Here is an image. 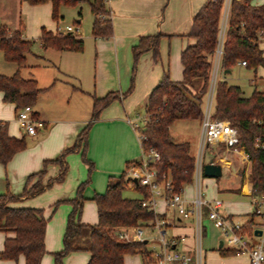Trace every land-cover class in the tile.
<instances>
[{"label":"crops","instance_id":"obj_1","mask_svg":"<svg viewBox=\"0 0 264 264\" xmlns=\"http://www.w3.org/2000/svg\"><path fill=\"white\" fill-rule=\"evenodd\" d=\"M206 1L110 0L107 6L112 12L111 19L114 34L109 39L95 38L93 35L89 37L93 40L96 49L94 60L86 55L87 44H85L82 53L44 48L41 42L43 28L54 34H57L58 29V23L52 18L53 8L50 3L33 6L23 0H0V25H6L10 31L22 30L23 37L29 41H36L40 48L28 55L27 66L21 70V74L26 79H35L38 82L42 91L34 110L36 116L46 124V129L40 130L37 136L27 135L19 125L17 106L5 102L4 94L0 92V123L8 124L9 134L12 137L26 138L28 142V148L18 153L7 166L0 164V195L8 191L17 196L23 195L27 179L31 175L42 171L46 161H55L61 157L64 151L72 148L90 123L93 124L89 133L87 157L97 167L98 175H95L96 183L92 187L96 186L100 193L89 192L86 196L88 201L94 202L92 199L95 194H104L109 179L120 177L127 170L128 162L143 161V147L137 131L130 124L129 118L137 106L145 105L147 108L151 93L166 73L175 82L183 81L182 53L189 46L196 44V40L188 35L193 18ZM251 3L259 6L264 4V1L251 0ZM81 21L79 20V22ZM158 34L163 35L161 38L163 39L162 46L171 38L175 41L181 40V45L175 47L171 52H167L163 48V57L160 56L158 60H155L153 51H148L150 53L147 54H145L146 52L143 53L141 58L145 54L144 61L139 64L136 85L132 87V92L126 94V91L131 89L129 80L132 75L133 48L139 45L142 37ZM263 42L264 40L261 41L260 48L264 51ZM221 64L222 59L220 66ZM220 66H213V69L215 67L213 72L215 73V79L211 73L209 94L211 92L215 94L213 89L221 76L219 75ZM238 67L248 69L240 63ZM17 72V65L7 62L4 53L0 50V75L11 77ZM231 74L232 71L226 73L224 70L221 80L227 81V77ZM260 92L264 93V87ZM110 93H115L117 99L104 109L98 120L94 121V98H105ZM73 104L75 105L73 106ZM178 122L171 127L172 139L175 143L190 144L193 152V145L195 144L191 135L188 132H174L173 126ZM184 122H187V127H191L192 124L198 121ZM220 147H210L214 150V156L207 162L202 161L203 175L205 165L215 163L222 166L223 176L224 170H227L228 180L224 187L216 185L213 196L210 197L206 193L207 197L212 200L219 199L223 201L224 205L221 208V213L225 216L233 217L239 221H246L254 212L252 203L254 191L249 170L248 168V171L235 169L233 160L230 157L226 158L218 154L217 150ZM80 154L81 150L68 155L66 159L68 168L71 167L70 174V169H68L67 178L74 174L75 167H78L81 171L79 177H74L75 180L68 191L70 194L64 193L67 192L64 191V184H57L58 186L55 187L53 194L47 191L39 197L20 198L18 202L12 204V207L15 208H36L45 211V217L49 220L46 235L48 253L42 264H54L52 254L63 249L61 240L65 234V218L67 217L64 216V225L56 236L59 244L55 246L54 241L56 238L51 234L50 222L56 212L51 207L48 211L45 208H47V205H52L57 198L73 197L77 186L86 179L85 171L88 166L82 163ZM238 157L241 159L240 156ZM61 170L62 167L59 164H51L48 168V174L43 180L44 185L46 186L50 181L57 180L61 175ZM104 183H106V190L105 186L100 189L102 185H105ZM194 183L185 186L184 196L188 201L193 200L195 196V194L192 197L188 196L187 193V189L189 187L193 188ZM127 189L138 192L136 186L130 183ZM221 194L228 196V199L226 201L222 200L219 197ZM238 196L249 198V203L243 205L239 202H233V199ZM188 206L190 207V204ZM92 209L97 212V218L91 219L88 217L87 214ZM157 214L162 218L175 222L174 227L168 228V235H170L169 230L171 231L170 237H185L187 244L190 246L195 243L196 221L194 217L187 220L179 217L175 211L167 207L164 197L159 199ZM98 222L97 206H85L82 223L92 226L97 225ZM147 234L149 235L151 232L147 230ZM11 236L12 234L0 233V254L4 251L6 238ZM222 242L220 241V246ZM220 249H223V247ZM68 257L70 258L67 264H71L69 261L73 260H79L80 264H88L91 260V253L79 251ZM205 260L206 264H251L248 255L222 256L214 248L210 252H205ZM0 264H26V260L24 257H21L18 261H3L0 259ZM125 264H143V258L141 255L127 256Z\"/></svg>","mask_w":264,"mask_h":264},{"label":"trees","instance_id":"obj_2","mask_svg":"<svg viewBox=\"0 0 264 264\" xmlns=\"http://www.w3.org/2000/svg\"><path fill=\"white\" fill-rule=\"evenodd\" d=\"M30 5L51 4L53 20L59 22L63 16V7H79L89 3L94 21L92 35L95 38L109 39L113 36L112 12L107 4L109 0H23ZM226 0H207L193 18L189 37L196 44L189 46L182 53L184 78L175 82L166 73L159 85L151 93L147 104V124L142 133L147 140L142 145L143 152L151 149L158 151L161 160L153 163L159 181L164 175L169 176L173 191L182 193L185 186L193 184L197 169V159L193 156L188 143H175L171 136V127L177 121H203L205 106L210 92L211 73L214 58L221 41L222 20ZM80 25L81 22L77 21ZM264 30V4L256 6L251 0L233 1L230 8L226 35L223 43L222 65L225 71H232L239 63L247 62V68L257 70L264 67V51L260 48L259 33ZM162 34L144 36L139 45L133 48L138 60L141 55L153 51L155 60L160 57L159 47ZM41 42L46 49L68 50L82 53L85 41L74 33L54 34L43 28ZM33 42L23 37L22 30L10 31L6 25H0V50L7 62L17 65L18 72L11 76L0 75V92L7 103L15 104L18 111L27 106H36L41 89L35 79H26L21 70L27 66L28 55L32 52ZM132 91V89H131ZM130 91V92H131ZM129 92V93H130ZM117 99L115 93L105 98H94V121ZM212 116L227 120L238 129L239 144L245 149L251 164V181L254 195L264 194V93L258 90L250 97L226 80H219L214 94ZM93 121V122H94ZM90 123L79 136L77 143L63 152L55 161H46L39 173L27 179L23 195L17 196L8 191L0 195V233L12 234L5 241L4 251L0 254L3 261H18L24 257L26 264H42L47 255L46 235L49 220L43 209L12 207L20 198H32L40 195L55 182H63L68 173L67 156L72 152H82L83 159L90 163V174L94 163L88 160ZM28 148L26 138L18 139L9 134L8 124L0 123V164L7 166L20 152ZM225 152V147L221 146ZM51 164L62 167L61 175L56 181L44 185ZM142 161L127 163V170L118 178L109 179L104 194H95L93 201L98 210L99 222L90 226L82 223L84 187L82 183L75 199L66 233L64 249L55 253V264H64L72 253L87 251L91 253L88 264H125L127 256L141 255L143 262L150 251L145 243H127L121 241L117 232L123 228L136 227L143 222L156 218V214L144 208L142 201L150 198L147 187L136 184L140 198L131 199L124 196L130 183L128 171ZM56 207L54 208V212ZM253 215L249 219H252ZM252 222L246 224L251 230ZM222 256L236 255L233 250L221 249Z\"/></svg>","mask_w":264,"mask_h":264},{"label":"built area","instance_id":"obj_3","mask_svg":"<svg viewBox=\"0 0 264 264\" xmlns=\"http://www.w3.org/2000/svg\"><path fill=\"white\" fill-rule=\"evenodd\" d=\"M110 1V0H109ZM233 1L242 2L244 0H226L225 18L228 22L230 8ZM226 24L222 26L221 41L218 48L220 56L223 55V42L226 35ZM68 32H74L71 27H66ZM76 31V30H75ZM59 32L63 29L59 27ZM79 32V28L77 29ZM260 40H264V30L259 33ZM222 59V57H221ZM247 67V62L240 63ZM210 98L207 99L205 106V117L202 121L203 137H202V154L198 160V167L195 174V196L193 200L188 201L185 198V191L175 193L173 191L172 182L169 176L164 175L163 180L159 181L156 169L151 168L153 163L161 160L158 151L151 149L144 152V160L142 164L132 166L128 171L130 184H139L147 187L150 191V198L142 201V206L148 208L156 214V218L143 222L136 227L123 228L117 232L118 238L127 243H145L150 251L149 258L143 264H206L205 250L203 246L204 224L203 216L206 209L209 219L219 229L224 238L227 239L231 249L236 255H248L251 264H264V194L254 195L252 203L254 206L253 218L246 221H239L230 216L221 213L223 201L219 199H209L202 186V161L203 150L206 147L224 146L229 153H235L242 159L243 169L249 156L245 149L239 144L240 134L238 129L232 126L227 120L216 119L212 116L214 105V92H211ZM19 125L27 135L37 136L40 130L46 129L44 121L40 120L36 114L34 107L27 106L18 111ZM147 124V115L145 125ZM139 135L141 144L147 140L146 136L138 125L134 127ZM137 181V183L135 182ZM165 198L167 207L175 211L179 217L187 220L194 217L196 221L195 243L190 246L186 242L185 237H170L168 228L174 227L176 224L170 219L160 217L157 212L159 208V199ZM190 204V207L188 206ZM251 221V230L247 229L246 224ZM147 230L151 232L150 236ZM261 231L262 234H256ZM223 248L226 242L223 241Z\"/></svg>","mask_w":264,"mask_h":264},{"label":"rangeland","instance_id":"obj_4","mask_svg":"<svg viewBox=\"0 0 264 264\" xmlns=\"http://www.w3.org/2000/svg\"><path fill=\"white\" fill-rule=\"evenodd\" d=\"M255 1L256 2H258V1L262 2L264 0H255ZM225 11H226V4H225V10H224V14H223L222 26L225 25L226 21H227V20L224 21ZM61 15L63 16V18L59 22H57L58 23L57 34L60 33L59 27H61L63 29L62 33H66V34L67 33H74L75 35L81 36L84 39L85 44H87L86 50H85L86 55H88V57H91L92 59L95 60V55H96L95 45H94L93 40H91L89 38L92 35V25H93V21H94V16L92 14L90 4L89 3H83L81 6H79L77 8L76 7H63L61 9ZM79 20H82L80 25L77 24V21H79ZM68 26L71 27L74 32H68V30L66 28ZM78 28H79V32H77ZM162 40L163 39H161L160 48H159L161 58L163 57V52H162L163 48L165 51L171 52L175 47H179L181 45V40L175 41V40H173V38H171L169 41H166L162 46ZM86 41H87V43H86ZM32 42H33L32 52L39 50L40 48L36 44V41H32ZM262 44L264 46V42ZM147 53H150V52H146L145 54H147ZM144 55L142 56V58L140 57L138 60H136V58L133 54L132 75L130 76V80H129L130 84H131V89L134 85H136L137 70L139 69V64L142 61H144V59H143ZM151 55H152V53H151ZM221 57L222 56L219 55L218 50H217V53H216L215 58H214V66H216V67L220 66ZM220 68H221V70H220L219 75L223 76V72L225 69L223 68L222 64H221ZM94 69H95V64H94ZM214 69H215V67H214ZM214 69L212 70V74H213L212 77L214 76V79H215V75H214L215 73H213ZM221 76H220V78H218V81L221 80V78H222ZM214 79H213V84L215 85ZM256 80H257V83H256ZM227 81L229 82L230 85L240 86L243 89L245 95L250 96V95H252V93L255 92V90L262 91V89L264 87V67H260L257 70H253V69L251 70V69L240 68V67L236 66L232 70V74L227 77ZM215 87H216V85H215ZM215 87L213 90H215ZM131 89L127 90L126 94L127 93L129 94ZM209 98H210V95L208 96L207 99H209ZM74 105L75 104H73V106ZM132 112H133V114L129 118L131 121L130 124L132 125L133 128L135 127V125H138L141 129H143L145 127V119H146V107H145V105L137 106ZM93 118H94V112H93ZM186 123L187 122L179 121L177 124H175L173 126V129H174L175 133L177 131L179 133L188 132L191 135V138L193 139V142L195 144V145H193V152L192 153L198 162V160L200 159L201 154H202V146H201L202 137H203L202 122L201 121L195 122L194 124H192L191 127H187L188 124H186ZM217 151H218L219 155H222L226 158L230 157L233 160L234 168L242 171L241 169H243V165H242L243 163H242V159H240L238 157L239 155H237L235 153H229L226 151V149L224 152L221 150V147L218 148ZM73 153H75V152H72L71 154H73ZM80 155H81L82 163L88 166V169H86V171H85V178L86 179L82 183H85L86 181L90 180V183L84 187L83 195L86 197L87 194H89V192L90 193L91 192L92 193L93 192L100 193L99 189L97 190L96 186H93L94 188L92 187V185L96 183L95 182V175H98L97 167L94 165L95 166L94 170L90 174V163L88 164L83 159L82 152ZM213 156H214V150L212 148L206 147L203 150V161L207 162V160H209ZM247 168L249 170V173L251 174L250 160L248 162H246V167L243 170H247ZM69 169H70L69 170L70 171L69 174H70L71 173V167ZM79 172H81L80 169L78 167H75L74 174L71 177L68 176V178L66 176V178H65L66 182H65V180L63 182H55L50 188H48L43 193L38 195V197L41 195H44L45 193H47V191L49 193L53 194L55 187L58 186L57 184H64V191H67L64 193L70 194V192H68V191L72 187V183L74 182L75 178L80 176L81 173H79ZM227 176H228L227 170H224V176L220 179L208 178V177H205L204 175H202V186H203L205 192L210 197L213 196L215 191H216L215 190L216 185H219V187L225 186V183L228 180ZM104 184L105 185H102L100 187V189L105 186V190H106V183H104ZM80 185L77 186V189L75 191V195L73 197H66L65 199L57 198L53 202L52 205H47V208H45V210L48 211L50 209V207H51V209H54L56 207V211H55L56 213L54 215V218L50 222V230H52L51 234H53L54 238H56V240L54 241L55 246H57L59 244L56 236H57L59 230L61 229V227L64 225V216H67L65 218V233H66L68 219H69L71 212L74 209V205L69 201L73 200L77 197ZM195 187H196V185L194 184L193 188L189 187L187 189L188 196H191V197L194 196ZM55 191H58V190H55ZM124 196L126 198L137 199V198H140V193L131 191L130 189H127L124 192ZM219 197L225 201L228 199V196H224L222 194L219 195ZM68 198H70V199H68ZM249 201H250L249 198H244V197H240V196L233 199V202H239L243 205H247L249 203ZM87 205L88 206L93 205L96 207L94 202L86 200L84 203L83 211H85V206H87ZM51 213H52V211H51ZM87 215L91 219L97 218V212L95 211V209H92L90 212H88ZM82 216H83V214H82ZM81 221H82V219H81ZM203 224H204L203 246H204L205 252L206 251L210 252L214 248L215 250H217L220 253V250H221L220 249V241L226 242L224 249H226V250L231 249L230 245L227 242V239L224 238L222 232L219 229H217L214 226V223L209 219L206 209L204 210ZM92 226H94V225H92ZM169 234L171 235L170 230H169ZM64 236H65V234H64ZM64 236H63V239L61 240V245H63V249H64ZM148 236H150V234ZM62 250L56 251L52 254V256L54 258V264L56 263V259H55L54 254L61 252ZM75 253H72V255ZM70 256H71V254H70ZM69 258L70 257H68V256L65 258L64 264H67V261ZM70 262H71V264H80L79 260L69 261V263Z\"/></svg>","mask_w":264,"mask_h":264},{"label":"water","instance_id":"obj_5","mask_svg":"<svg viewBox=\"0 0 264 264\" xmlns=\"http://www.w3.org/2000/svg\"><path fill=\"white\" fill-rule=\"evenodd\" d=\"M226 73H231V71H226ZM204 175L205 177L208 178H214V179H219L223 176V168L221 165L215 164V163H210L205 165L204 167ZM137 183V181H135ZM256 234L261 235V231H256ZM147 244V241L145 242ZM223 247V243H221L220 248Z\"/></svg>","mask_w":264,"mask_h":264}]
</instances>
